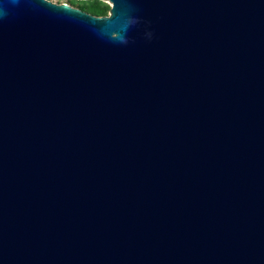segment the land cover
<instances>
[{
    "label": "water",
    "instance_id": "1",
    "mask_svg": "<svg viewBox=\"0 0 264 264\" xmlns=\"http://www.w3.org/2000/svg\"><path fill=\"white\" fill-rule=\"evenodd\" d=\"M0 0V264H264V0Z\"/></svg>",
    "mask_w": 264,
    "mask_h": 264
},
{
    "label": "trees",
    "instance_id": "2",
    "mask_svg": "<svg viewBox=\"0 0 264 264\" xmlns=\"http://www.w3.org/2000/svg\"><path fill=\"white\" fill-rule=\"evenodd\" d=\"M65 2L98 16L106 15L110 7L102 0H66Z\"/></svg>",
    "mask_w": 264,
    "mask_h": 264
},
{
    "label": "rangeland",
    "instance_id": "3",
    "mask_svg": "<svg viewBox=\"0 0 264 264\" xmlns=\"http://www.w3.org/2000/svg\"><path fill=\"white\" fill-rule=\"evenodd\" d=\"M51 1L60 3V2H65L66 0H51Z\"/></svg>",
    "mask_w": 264,
    "mask_h": 264
}]
</instances>
